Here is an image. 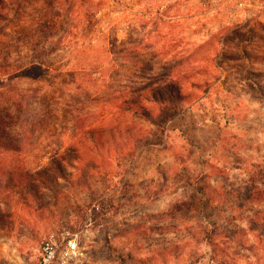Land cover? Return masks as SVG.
I'll list each match as a JSON object with an SVG mask.
<instances>
[{"label": "rangeland", "instance_id": "1", "mask_svg": "<svg viewBox=\"0 0 264 264\" xmlns=\"http://www.w3.org/2000/svg\"><path fill=\"white\" fill-rule=\"evenodd\" d=\"M0 15V264L94 206L96 264H264V0Z\"/></svg>", "mask_w": 264, "mask_h": 264}, {"label": "built area", "instance_id": "2", "mask_svg": "<svg viewBox=\"0 0 264 264\" xmlns=\"http://www.w3.org/2000/svg\"><path fill=\"white\" fill-rule=\"evenodd\" d=\"M94 206L83 225L77 229H61L50 233L41 245L38 264H96L92 250L97 240Z\"/></svg>", "mask_w": 264, "mask_h": 264}, {"label": "trees", "instance_id": "3", "mask_svg": "<svg viewBox=\"0 0 264 264\" xmlns=\"http://www.w3.org/2000/svg\"><path fill=\"white\" fill-rule=\"evenodd\" d=\"M0 2H2V0H0ZM0 16H2V15H0ZM130 106H132V105L129 104V103H127L126 107H129V108H130ZM128 110H129V109H128Z\"/></svg>", "mask_w": 264, "mask_h": 264}]
</instances>
